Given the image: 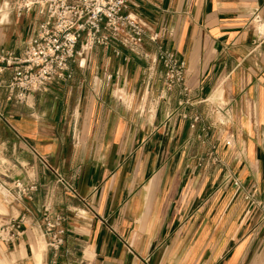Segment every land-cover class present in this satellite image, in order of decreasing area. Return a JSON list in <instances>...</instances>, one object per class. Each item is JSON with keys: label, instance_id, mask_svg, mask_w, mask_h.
<instances>
[{"label": "crops", "instance_id": "crops-1", "mask_svg": "<svg viewBox=\"0 0 264 264\" xmlns=\"http://www.w3.org/2000/svg\"><path fill=\"white\" fill-rule=\"evenodd\" d=\"M16 1L0 2V47L19 50L42 17ZM125 12L160 38L79 43L69 77L1 102L0 226L26 213V227L0 231V260L36 264L45 241L44 264H264L262 212L220 188L233 172L264 202V0H131ZM161 49L186 62V90L166 85ZM44 206L66 216L57 256Z\"/></svg>", "mask_w": 264, "mask_h": 264}, {"label": "built area", "instance_id": "built-area-1", "mask_svg": "<svg viewBox=\"0 0 264 264\" xmlns=\"http://www.w3.org/2000/svg\"><path fill=\"white\" fill-rule=\"evenodd\" d=\"M131 0H18L14 8L18 15L31 12L35 7L41 15L31 36L22 49L0 47V107L5 104H26L29 97L47 91L52 83L66 79L81 47L109 46L113 41L134 48L149 38L157 41L159 33L150 35L146 26L125 10ZM159 60L164 68L165 83L169 88L179 86L186 90V62L170 49H161ZM0 116L3 111L0 108ZM198 119V117H197ZM57 182L66 191L77 194L75 187L58 171ZM232 185L244 192L245 198L260 209L264 219V202L257 199V190H246L243 182L233 172H227L220 188ZM17 187L28 195L36 185ZM41 227L48 246L57 256L65 242L64 222L66 216L51 207L41 211ZM26 227V213L0 226L9 241L21 236Z\"/></svg>", "mask_w": 264, "mask_h": 264}, {"label": "rangeland", "instance_id": "rangeland-1", "mask_svg": "<svg viewBox=\"0 0 264 264\" xmlns=\"http://www.w3.org/2000/svg\"><path fill=\"white\" fill-rule=\"evenodd\" d=\"M4 1L5 0H0L1 3H3ZM35 9H37V7H35L31 12H29V14H30L29 19H34V17L36 16V10ZM4 15H5V12L0 13V20L4 17ZM44 248H46L45 241H43L42 245L34 247V259H35L36 264H44V253H43ZM4 254H6V253H4ZM40 256H41V258H40ZM14 258H15V256H14ZM0 263H2V264H16V263H13V261L9 260V259H5L4 261L0 260Z\"/></svg>", "mask_w": 264, "mask_h": 264}, {"label": "bare ground", "instance_id": "bare-ground-1", "mask_svg": "<svg viewBox=\"0 0 264 264\" xmlns=\"http://www.w3.org/2000/svg\"><path fill=\"white\" fill-rule=\"evenodd\" d=\"M43 247V246H42ZM38 248V247H37ZM39 249V248H38ZM42 251V250H41ZM40 258H41V256H40ZM37 260V259H36ZM41 262V261H40Z\"/></svg>", "mask_w": 264, "mask_h": 264}]
</instances>
